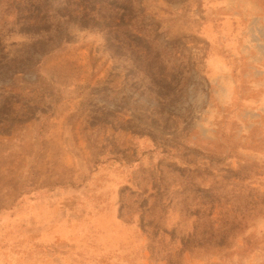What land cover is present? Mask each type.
<instances>
[{
    "label": "rangeland",
    "instance_id": "rangeland-1",
    "mask_svg": "<svg viewBox=\"0 0 264 264\" xmlns=\"http://www.w3.org/2000/svg\"><path fill=\"white\" fill-rule=\"evenodd\" d=\"M0 264H264V0H0Z\"/></svg>",
    "mask_w": 264,
    "mask_h": 264
}]
</instances>
